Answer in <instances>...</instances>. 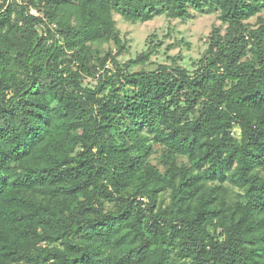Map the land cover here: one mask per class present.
I'll use <instances>...</instances> for the list:
<instances>
[{
    "label": "trees",
    "instance_id": "1",
    "mask_svg": "<svg viewBox=\"0 0 264 264\" xmlns=\"http://www.w3.org/2000/svg\"><path fill=\"white\" fill-rule=\"evenodd\" d=\"M195 12L224 31L194 70L134 71L151 43L120 63L115 15ZM263 12L264 0H0V264H264Z\"/></svg>",
    "mask_w": 264,
    "mask_h": 264
},
{
    "label": "rangeland",
    "instance_id": "2",
    "mask_svg": "<svg viewBox=\"0 0 264 264\" xmlns=\"http://www.w3.org/2000/svg\"><path fill=\"white\" fill-rule=\"evenodd\" d=\"M194 15L193 19L186 22L163 16L146 23L136 24L115 15L126 50L125 54L119 58L120 63L128 64L148 50V43H151L154 52L150 60L144 65L135 66L134 71H152L163 64L171 65L174 59L177 64L190 71L194 70L195 63H198L207 51L208 37L213 28L221 27L224 31L218 13L205 15L195 12ZM260 16L264 18V12ZM248 22L252 25L256 24L257 17ZM94 49L115 52L112 42H98L94 45ZM109 66L112 67L111 63ZM159 161V158H154L153 163L159 164Z\"/></svg>",
    "mask_w": 264,
    "mask_h": 264
},
{
    "label": "built area",
    "instance_id": "3",
    "mask_svg": "<svg viewBox=\"0 0 264 264\" xmlns=\"http://www.w3.org/2000/svg\"><path fill=\"white\" fill-rule=\"evenodd\" d=\"M31 13L34 14V15H37V13L35 11H31Z\"/></svg>",
    "mask_w": 264,
    "mask_h": 264
}]
</instances>
